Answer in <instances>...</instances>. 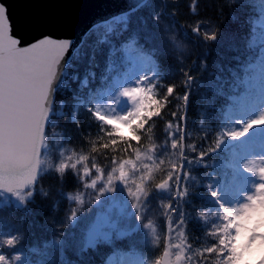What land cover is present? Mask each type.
I'll list each match as a JSON object with an SVG mask.
<instances>
[{
  "label": "snow or ice",
  "instance_id": "snow-or-ice-1",
  "mask_svg": "<svg viewBox=\"0 0 264 264\" xmlns=\"http://www.w3.org/2000/svg\"><path fill=\"white\" fill-rule=\"evenodd\" d=\"M256 3L258 18L247 21L251 27L246 34L245 47L250 55L244 58L245 62H241L240 56L233 57L237 65L228 68L230 79L235 81L228 87L237 92L243 86L244 91L240 95L225 96L221 85L218 95L232 105L227 110L226 124L216 133L210 147L197 151L194 144L188 145L192 156L185 153L187 112L179 116L175 131L172 121L167 122L166 139L162 143L153 142L147 147L141 144L142 138L152 139L148 133L156 125L150 122L162 118L169 98L177 90L175 83H161L168 79V69L160 57L173 58L183 67L177 52L180 34L178 29L170 30L164 23L163 8L150 13L151 28L148 20L143 19L122 46L121 50L127 52V63L111 61L99 83L91 88L88 81H84L82 87L88 91L77 107L84 108L91 122L85 128L78 114L73 115L70 122L82 133L81 144H87L85 137L92 134L88 129L95 128L97 136L91 151L112 153L110 158L104 157L110 159V170L106 173V169L95 162L88 166L90 156L78 155L65 146L75 137L67 136L60 145L49 144V134L60 115L54 104L63 78L67 76L64 69L72 57L65 61V56L73 40L44 35L22 44L21 38L13 34L8 4L0 0V211L7 208L13 215L21 214L18 224L0 225V264H33L29 252L43 255L44 259L36 264H77L69 253L83 259L84 254L101 247L111 249L105 264H149L143 259H131L133 253L123 251L119 245L142 228L152 226V221L145 222V219L156 194L167 197L168 202L161 201L167 217L166 234L162 255L155 258L153 264H264V0H256ZM148 6L149 0H136L129 9L110 22L100 24L99 28L112 34L117 25H122L117 35L122 34L128 31L131 17ZM192 10L195 11L194 3ZM169 15L174 16L175 12ZM96 27L93 25V29ZM157 27L163 32L158 34L153 30ZM208 28V24L197 21L190 30L206 44L217 41L222 33L208 31ZM142 33H146L143 35L145 44L153 45L152 48L145 50L140 44ZM180 74L185 77L181 87L187 108L197 77L191 69ZM91 75L95 81V73ZM216 79L224 78L217 75ZM170 115L177 119V112ZM237 144L240 159L238 164L232 165L231 180L212 175L204 185L211 205L210 215L201 211L199 218L207 224L204 235L209 238L208 243L201 245L200 236L189 243V235L185 234L188 222L184 205L191 203L190 197L200 195L189 190L190 181L195 179L193 168H208L210 155L222 151L226 145ZM50 148L56 149L53 164L43 158ZM177 152L179 155L173 159L172 155ZM47 170L55 172L62 185H67L65 176L71 172L72 187L80 189V194L66 199L80 205L85 203L84 196L89 191L91 203L97 207L106 200L130 198L127 207L133 210L128 214L132 226L127 230L119 229L116 222L104 215H97L89 223L82 210L72 209L67 218L71 230H58L56 237L44 245L45 249H52L51 253H41L34 246L26 250L27 234L22 225L26 217L33 214L32 205L37 204V198H49L50 193L40 187ZM159 173L165 174L155 182ZM241 173L250 178L247 183L241 182ZM51 208L54 213L58 211L55 202ZM177 215L173 224L172 218ZM78 231L82 235L78 236ZM155 239L160 241L159 236Z\"/></svg>",
  "mask_w": 264,
  "mask_h": 264
},
{
  "label": "trees",
  "instance_id": "trees-1",
  "mask_svg": "<svg viewBox=\"0 0 264 264\" xmlns=\"http://www.w3.org/2000/svg\"><path fill=\"white\" fill-rule=\"evenodd\" d=\"M193 3L195 4V11L192 10ZM158 8H163L165 14L164 23L170 26V30L172 27L178 29L180 35L177 37L179 45L177 52L183 62V67L173 58L160 57L164 66L168 69V79L161 81V83H175L177 90L169 98L168 106L163 110L162 118L157 117L150 122L156 125L148 133V136L152 137V139L142 138L141 144L147 147L153 142L158 145L162 143L166 139L164 131L167 122L169 120L172 121V130L175 131L179 116L187 112V128L184 141L185 153L188 156L193 155L188 149L190 144H194L197 147V151L212 145L216 138V133L225 126L228 118L227 110L232 106L227 99L218 95L221 85H223L225 96L240 95L244 91L243 86H240V90L237 92H233L232 88L228 87L229 83L235 84V81L230 79L228 68L237 65V61L233 57L240 56L242 58L241 62H245L244 58L250 55L245 47L247 43L246 34H248L251 27L247 21L258 18L256 15V9L258 8L256 0H238V2H233V0H149L148 7L142 8L131 17L128 31L117 35L123 27L122 25H117L116 31L112 34H106L103 29L99 28V25L92 29L72 57L67 68V76L57 93L54 109L56 111L60 107V103L64 102L67 113L55 119L58 124H55L54 121L49 134L50 145H60L65 142L67 136L71 135L75 139L71 143L65 144L67 148L77 152L78 155L90 156V160L87 162L89 167L95 162L104 167L106 171L110 170V159H104V157L110 158L112 153L107 150H101L99 153L91 151L97 136L94 127L88 129L92 134L85 137L88 141L87 144H81L80 137L82 133H78L70 122L72 111L78 98L80 96L85 97L88 88L99 83L111 61L121 64L127 63V52L121 50L122 46L127 43L133 32L140 27L143 19H147L149 27H152L150 13ZM173 11L175 15H169ZM234 16L235 19H233ZM197 21L208 24V31H215L218 34L222 33V35H219L218 40L215 42L204 43L195 37L190 30ZM182 24L188 27H180ZM153 30L158 34L163 32V29L159 27ZM185 33L187 34L185 35ZM143 35H146V33L141 34L140 44L144 46L145 50L152 48L153 45L145 44ZM156 43L159 44L160 41L157 40ZM168 47H172V45H168ZM114 49L115 51H113ZM188 69L192 70V73L197 77V81L193 85L192 94L189 97L187 108H185L182 100L184 89L181 87L185 77L180 72ZM92 73H95V81L91 75ZM217 75L224 79L217 80ZM241 75L244 74L241 73ZM85 78L89 81L88 88L82 87ZM160 95H164L162 90ZM78 111L80 122L87 128L91 122L90 118L83 107H79ZM173 111L177 112V119L171 117L170 113ZM170 155L172 154L170 153ZM178 155L179 153L177 152L172 155V158L176 159ZM43 158L48 164H53L56 160V149L50 148V151ZM239 159V148L226 145L222 151H218L207 158L208 168L194 166V180L201 184L193 189L194 193H199L200 195L190 197L191 203L186 205V220L188 222L186 235H189V243L192 242L195 236L201 237V245L206 246L208 243L209 238L204 235L207 224L203 223L199 218L201 211H205L210 215L211 205L208 202L205 206L202 205L203 201L207 200L204 185L209 182L212 175L219 176L225 181H230L233 171L232 165L238 164ZM45 168L47 169V164ZM164 174H157L155 182H158ZM65 180L67 185H62L57 180L56 173L51 170H47L43 175L40 187L44 191L49 192L50 195L47 200L37 198V204L32 205L33 214L28 215L22 225L23 231L27 234L25 240L26 250L34 246L40 249L41 253L45 251L51 253V248L45 249V243L56 237L58 230H71L68 228L67 218L72 209L77 210L78 208L73 201L66 199V197H70V193L80 192V189H73L71 172L66 174ZM190 185L191 181L189 188ZM61 189H63V192ZM53 202L58 205V211L55 213L52 212L51 208ZM151 209L160 214V205L156 203L154 196L152 197ZM20 215L19 212L13 215L12 210L5 208L0 211V225H16L19 223L18 218ZM160 220L164 222L162 217H160ZM165 224H167L166 217ZM77 234L78 236L82 235L79 231ZM134 245H136L135 238L126 239L121 243V246L127 250H131ZM109 251V248L101 247L98 251L84 254L83 259L73 256L72 253H69V256L76 260L77 264H105V258ZM160 255L161 252L153 258ZM29 256L33 264L44 259L43 255L31 252H29Z\"/></svg>",
  "mask_w": 264,
  "mask_h": 264
},
{
  "label": "water",
  "instance_id": "water-1",
  "mask_svg": "<svg viewBox=\"0 0 264 264\" xmlns=\"http://www.w3.org/2000/svg\"><path fill=\"white\" fill-rule=\"evenodd\" d=\"M6 2L13 34L21 38L22 44L31 43L44 35L72 39L73 45L65 56V61H68L93 25L125 12L136 3V0H6Z\"/></svg>",
  "mask_w": 264,
  "mask_h": 264
},
{
  "label": "rangeland",
  "instance_id": "rangeland-1",
  "mask_svg": "<svg viewBox=\"0 0 264 264\" xmlns=\"http://www.w3.org/2000/svg\"><path fill=\"white\" fill-rule=\"evenodd\" d=\"M58 112L62 114V108H60ZM247 179L249 180L250 178L247 177ZM90 197H92V195ZM128 202L129 199L118 197L116 201H104L100 207H97L95 204L92 203V207L94 206L93 218L95 219L97 215H104L107 216L111 221L116 222L115 220H113L114 217L121 216L128 210H131V212L133 211L130 207H127ZM94 219L92 221H94Z\"/></svg>",
  "mask_w": 264,
  "mask_h": 264
}]
</instances>
